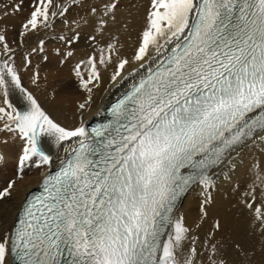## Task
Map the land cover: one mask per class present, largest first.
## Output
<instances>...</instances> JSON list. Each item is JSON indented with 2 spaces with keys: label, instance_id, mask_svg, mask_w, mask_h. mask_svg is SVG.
I'll return each instance as SVG.
<instances>
[{
  "label": "snow or ice",
  "instance_id": "6c2138e0",
  "mask_svg": "<svg viewBox=\"0 0 264 264\" xmlns=\"http://www.w3.org/2000/svg\"><path fill=\"white\" fill-rule=\"evenodd\" d=\"M122 2L28 0L17 47L57 21L60 64L76 55L83 26L93 29L88 41L103 42L71 69L84 93L72 123L24 86L0 26V143L19 141L17 166L42 169L39 191L19 201L15 181L0 187V207L13 209L0 211V264H264V0H147L130 56L109 31ZM24 4L0 5V25ZM45 44L24 52L26 70ZM105 72L113 87L132 82L111 118L89 128L83 115ZM31 84L41 87L39 66ZM221 174L230 186L222 200L247 220L243 234L212 194ZM193 189L190 226L177 212Z\"/></svg>",
  "mask_w": 264,
  "mask_h": 264
},
{
  "label": "bare ground",
  "instance_id": "6f19581e",
  "mask_svg": "<svg viewBox=\"0 0 264 264\" xmlns=\"http://www.w3.org/2000/svg\"><path fill=\"white\" fill-rule=\"evenodd\" d=\"M12 0H0V5L11 3ZM18 2V0H17ZM147 6V0H123L121 8L117 14V23L109 26V31L119 35L121 43L124 45L122 54L130 56L134 50L135 41L137 39V33L140 31L143 16ZM29 4L28 0H25L24 10L17 13L15 16H10L7 19V37L10 46L17 49L16 63L18 65L21 76L23 77V83L25 87H28L37 96L39 101L49 108L53 114L60 118L63 122L72 123L71 119H68L75 108V101L82 99L84 93L79 89L78 82L73 72L71 71L74 64L81 58H85L88 54H91L93 49L98 50L103 46V42L99 44H93L87 40V36L93 34V29L90 26H83L81 29L82 39L75 46L76 55L68 60L65 64H60V56L54 51L56 48H63L57 40H54L53 35L60 34L62 24L60 21L56 23L55 32L48 30L47 32L41 31L28 38L25 47H17L20 42L18 33L21 31V24L28 14ZM0 19H3L0 17ZM127 24V28L124 29L123 25ZM117 29L120 31L117 33ZM39 39H44L45 53L32 54V66L30 69H25L21 57L25 51L31 50L32 47L38 45ZM107 39V36L105 37ZM99 40V37H98ZM91 45V47L89 46ZM47 55L48 60L45 61L43 56ZM39 66V72L41 75V87L37 89L31 84V72L36 70ZM109 73H104V83L94 90V99L90 109H86L83 115V120L86 125L90 120L102 119L105 105L115 98L123 89H125L132 81L131 79L123 82L119 86L113 87L109 82ZM55 92V100H52V95ZM16 103L22 102L17 99ZM7 137L0 135V140ZM19 152V141L8 140L7 144L0 143V153H4L6 156V162L0 163V187L6 186V182L15 181L16 190L13 193V202L19 201L26 191L35 188L41 179L40 172L33 166H25L23 168L17 166L16 157ZM54 155L57 153L62 155L63 149L53 148ZM248 163L247 160L244 164H241L240 168L236 172V177L243 178L244 167ZM229 184L225 182V177L221 174L217 178V187L212 189V194L217 200V205H222L225 210V214L233 221L236 227L243 234V230L247 227V220L241 213L239 208H231L229 201L225 197V192L229 190ZM230 196V192H229ZM200 196L196 189L188 192L183 198L182 203L179 205L177 214L183 213L186 216L187 223L191 226L198 220V202ZM231 203H235L234 200ZM0 211L4 212L7 216H11L13 211L9 202H4L3 207H0ZM207 227V226H205Z\"/></svg>",
  "mask_w": 264,
  "mask_h": 264
}]
</instances>
